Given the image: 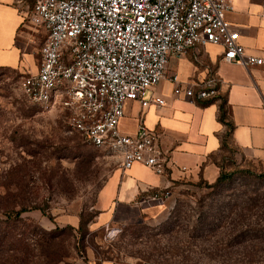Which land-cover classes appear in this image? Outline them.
<instances>
[{
	"label": "built area",
	"instance_id": "1",
	"mask_svg": "<svg viewBox=\"0 0 264 264\" xmlns=\"http://www.w3.org/2000/svg\"><path fill=\"white\" fill-rule=\"evenodd\" d=\"M231 10L226 0H36L30 21L46 40L38 73L24 76L20 87L31 103L68 112L72 132L115 155L123 172L142 165L165 176L168 156L159 135L144 123L134 135L120 130L126 106H164L151 93L167 78L171 58L200 47L222 46L224 62L264 68V58L248 55L240 44L227 20ZM169 80L176 96L206 101L219 94L216 77ZM170 195L154 191L146 202Z\"/></svg>",
	"mask_w": 264,
	"mask_h": 264
},
{
	"label": "rangeland",
	"instance_id": "2",
	"mask_svg": "<svg viewBox=\"0 0 264 264\" xmlns=\"http://www.w3.org/2000/svg\"><path fill=\"white\" fill-rule=\"evenodd\" d=\"M24 75L0 68V217L7 209L34 207L22 215L26 221L47 231L74 228L62 241L67 257L60 264H264V239L242 246L193 239L200 218L195 211L229 199L247 201L242 191L264 192V165L228 155L225 171L231 178L220 188L203 179L186 181L164 202L142 210L121 207L97 225L99 192L120 162L72 132L60 106L31 103L20 87ZM201 203L205 209H199ZM75 218L83 219L87 230L81 253L78 227L68 224ZM259 220L264 225V214ZM32 251L38 260V250Z\"/></svg>",
	"mask_w": 264,
	"mask_h": 264
},
{
	"label": "crops",
	"instance_id": "3",
	"mask_svg": "<svg viewBox=\"0 0 264 264\" xmlns=\"http://www.w3.org/2000/svg\"><path fill=\"white\" fill-rule=\"evenodd\" d=\"M226 1L232 6L227 20L239 32L240 44L248 55L264 58V0ZM35 4L36 0H0V68L20 69L24 76L38 73L46 33L30 21ZM223 57V47L214 45L173 56L167 78L151 93L165 105L145 109L138 102L127 104L120 130L134 135L144 123L159 135L160 148L168 156L166 175L142 165L116 170L99 192L97 225H105L121 207L146 208L154 191L172 193L183 182L201 179L216 183L228 155L239 163L264 165V68L247 69ZM173 75L184 84L216 77L219 94L206 101L176 96L169 80ZM79 222L75 218L68 224L78 227Z\"/></svg>",
	"mask_w": 264,
	"mask_h": 264
},
{
	"label": "trees",
	"instance_id": "4",
	"mask_svg": "<svg viewBox=\"0 0 264 264\" xmlns=\"http://www.w3.org/2000/svg\"><path fill=\"white\" fill-rule=\"evenodd\" d=\"M221 118L224 120L226 112L224 106L221 107ZM231 178L226 174L225 165L216 183L211 184L212 188H220L225 181ZM203 182H205L203 180ZM208 185V182H205ZM243 196L249 199L243 202L230 203L223 201L217 203L218 206L210 205L206 211H195L200 218L194 227L193 239H218L223 245L234 246L246 243H255L264 239V225L260 222L264 214L261 201H264V192L253 190L250 193L242 191ZM156 203L150 204L154 206ZM199 209H205L200 205ZM184 207V206H181ZM37 208H22L20 210L7 209L1 212L0 217V264H60L64 263L67 257L61 246L62 241L69 236L68 230L75 231L72 227L65 229L56 228L47 231L39 225L26 221L22 215ZM256 217V218H254ZM258 219V220H257ZM78 226L76 233L80 235L81 253L85 249L84 240L87 235L83 219ZM35 239L33 243L30 238ZM192 239V236H191ZM32 248L38 250V260L33 259Z\"/></svg>",
	"mask_w": 264,
	"mask_h": 264
}]
</instances>
